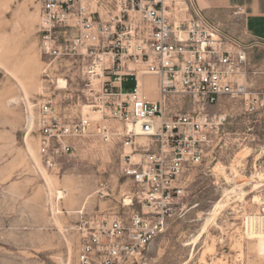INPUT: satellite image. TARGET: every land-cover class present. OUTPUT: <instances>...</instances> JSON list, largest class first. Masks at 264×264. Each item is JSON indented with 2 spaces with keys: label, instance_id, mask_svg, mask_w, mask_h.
Returning <instances> with one entry per match:
<instances>
[{
  "label": "built area",
  "instance_id": "2783aa9c",
  "mask_svg": "<svg viewBox=\"0 0 264 264\" xmlns=\"http://www.w3.org/2000/svg\"><path fill=\"white\" fill-rule=\"evenodd\" d=\"M37 34L41 55L79 62L88 107L73 113L50 96L37 104L41 160L52 166L90 138L119 157L124 191L114 207L80 217L76 264H141L168 221L188 210L191 171L213 148L208 108L223 98L254 106L246 45L192 0H38ZM110 192L108 181L97 183L99 197Z\"/></svg>",
  "mask_w": 264,
  "mask_h": 264
},
{
  "label": "rangeland",
  "instance_id": "374dc122",
  "mask_svg": "<svg viewBox=\"0 0 264 264\" xmlns=\"http://www.w3.org/2000/svg\"><path fill=\"white\" fill-rule=\"evenodd\" d=\"M37 23L38 0H0V264H76L80 217L114 207L124 191L119 157L113 146L90 138L52 166L41 160L37 127L28 128L27 117L33 119L45 97L75 105L78 114L86 113V101L79 62L41 55ZM243 43L254 106L223 98L208 108L213 148L191 171L188 210L168 221L141 264H264V209L253 202L254 195L264 196V45ZM183 108L190 110V103ZM105 180L110 195L99 197L97 183ZM237 184H243L242 199L231 194L215 224L195 246L187 245L224 191Z\"/></svg>",
  "mask_w": 264,
  "mask_h": 264
},
{
  "label": "crops",
  "instance_id": "0c3cea01",
  "mask_svg": "<svg viewBox=\"0 0 264 264\" xmlns=\"http://www.w3.org/2000/svg\"><path fill=\"white\" fill-rule=\"evenodd\" d=\"M194 8L249 45H264V0H192Z\"/></svg>",
  "mask_w": 264,
  "mask_h": 264
},
{
  "label": "bare ground",
  "instance_id": "6f19581e",
  "mask_svg": "<svg viewBox=\"0 0 264 264\" xmlns=\"http://www.w3.org/2000/svg\"><path fill=\"white\" fill-rule=\"evenodd\" d=\"M66 81L64 79H58V87L59 88H63L65 87ZM83 110H85V112L88 111V107L84 106ZM32 118L27 117V127L30 128L32 126ZM238 174V173H237ZM243 184H237L232 186L228 191H224L223 193V198L219 199L217 201V203L213 206V210L211 212L210 216H207L203 219V224L202 227L200 228V230L191 238L190 241L187 242V245L195 246L199 240L203 237V235L206 233L207 228L209 226V224L214 223L215 224V220L217 219V216L224 210L225 207H227L228 202L231 198V194H233L234 196H237L238 199H242V197L244 196L245 192L243 191L242 188ZM61 192L58 191V197H61ZM236 198V199H237ZM232 199V198H231ZM253 202L255 204L258 205H262L263 209H264V196L261 195H254L253 197Z\"/></svg>",
  "mask_w": 264,
  "mask_h": 264
}]
</instances>
